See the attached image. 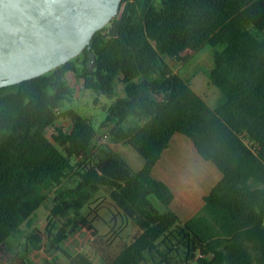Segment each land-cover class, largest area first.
<instances>
[{
	"label": "trees",
	"instance_id": "16d2710c",
	"mask_svg": "<svg viewBox=\"0 0 264 264\" xmlns=\"http://www.w3.org/2000/svg\"><path fill=\"white\" fill-rule=\"evenodd\" d=\"M260 32L264 0H121L119 13L78 55L0 86V264H63L65 246L50 227L31 233L25 252L12 253L7 239L72 174L77 184L61 190L53 208L76 215L72 235H61L80 240L70 247L72 264H264ZM206 43L221 45L207 73L221 92L216 106L165 60L184 63ZM89 51L95 54L92 69ZM68 73L85 88L109 94L116 78L125 83L101 126L114 143L132 145L144 158L142 167L133 168L110 144L98 143L88 118L61 108L72 96ZM61 114L71 125L55 127L50 138L46 129ZM175 133L188 137L221 174L201 209L186 220L170 208L172 188L152 174ZM102 186L117 191L141 226L131 241L108 238L80 215Z\"/></svg>",
	"mask_w": 264,
	"mask_h": 264
},
{
	"label": "rangeland",
	"instance_id": "374dc122",
	"mask_svg": "<svg viewBox=\"0 0 264 264\" xmlns=\"http://www.w3.org/2000/svg\"><path fill=\"white\" fill-rule=\"evenodd\" d=\"M249 28L254 30L251 26ZM263 35L264 32H260V36ZM220 48L221 45L206 43L184 63H176L165 56V60L169 63L171 69L178 71L182 76L190 80L194 88L206 98L211 106L217 105L221 92L216 85L209 81L207 73L214 64V52ZM67 81L72 87V96L69 100L64 101L61 108L63 110L73 108L81 116L88 118L96 130V141L98 143H108L110 145L114 143L108 132L101 126V123L108 115L111 103L117 97L124 95L125 83L119 77L116 78L115 91L109 94L98 89L85 88L81 79L75 78L72 73L67 74ZM70 125L71 119L61 114L54 125L46 129V134L52 138V133L56 132L55 127L68 129ZM177 137H184L194 147L186 136L181 133H175L171 144L172 148L176 144ZM245 140L248 139L245 138ZM115 145L117 152L134 168H138L144 162L142 155L129 143L122 142ZM214 167L216 168L215 165ZM76 184L77 176L72 174L47 192L46 200L31 213L28 220L22 223L16 232L8 237V247L12 253L25 252V245L28 244L29 235L37 231V229L50 227L56 233L58 241L60 240L58 243L60 247L65 246L61 247L62 263L72 264V261L75 260V252L70 247L76 248V243H80V240L79 238H74L72 242L68 237L62 238L61 235L67 231L72 235L70 230L73 227L74 222L72 221L76 215L73 212L66 215L55 213L53 208L57 203L58 193L65 188L74 187ZM208 184L210 185L211 183ZM210 189L211 187L207 189L208 192ZM149 198L156 207L162 208L161 203L154 194H150ZM80 215L89 218L98 227L100 233L105 234L114 241L118 239V235L127 241H131L141 230L138 221L121 201L117 191L105 186L100 187L88 203L82 207ZM83 235L84 231H80L79 237L81 238Z\"/></svg>",
	"mask_w": 264,
	"mask_h": 264
},
{
	"label": "water",
	"instance_id": "95a60500",
	"mask_svg": "<svg viewBox=\"0 0 264 264\" xmlns=\"http://www.w3.org/2000/svg\"><path fill=\"white\" fill-rule=\"evenodd\" d=\"M121 0H0V86L41 75L89 47ZM95 54L88 52L93 68Z\"/></svg>",
	"mask_w": 264,
	"mask_h": 264
},
{
	"label": "crops",
	"instance_id": "0c3cea01",
	"mask_svg": "<svg viewBox=\"0 0 264 264\" xmlns=\"http://www.w3.org/2000/svg\"><path fill=\"white\" fill-rule=\"evenodd\" d=\"M173 136L174 134L168 147L164 149L154 164L152 174L156 178L164 180L172 188L174 198L170 203V208L177 212L183 220H186L201 209L204 203L203 196L208 193L207 189L220 179L221 174L218 168L214 167L215 164L204 159L198 153L188 137L194 147L184 137H177L176 144L172 148ZM119 143L122 142L112 143L111 146L115 149V144ZM143 164L144 162L138 168Z\"/></svg>",
	"mask_w": 264,
	"mask_h": 264
}]
</instances>
